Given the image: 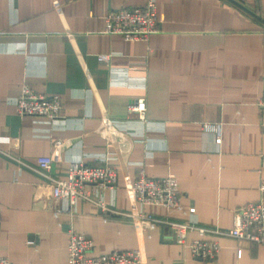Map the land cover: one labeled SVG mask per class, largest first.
Here are the masks:
<instances>
[{
  "label": "crops",
  "instance_id": "1",
  "mask_svg": "<svg viewBox=\"0 0 264 264\" xmlns=\"http://www.w3.org/2000/svg\"><path fill=\"white\" fill-rule=\"evenodd\" d=\"M155 1L159 30L126 41L104 32L105 14L146 0H0V256L10 264H68L69 230L92 238V255L139 248L143 264H264L263 244L220 236V251L202 260L159 226L144 237L127 214L226 228L237 207L263 199L264 0ZM24 82L58 94L63 117L17 114ZM140 97L144 119L128 111ZM204 124L220 126L219 144ZM38 156H51L61 178L71 161L109 159L118 184L87 186L91 200L55 217L61 202ZM141 170L176 178L187 214L129 196ZM198 237L188 230L186 240Z\"/></svg>",
  "mask_w": 264,
  "mask_h": 264
},
{
  "label": "built area",
  "instance_id": "2",
  "mask_svg": "<svg viewBox=\"0 0 264 264\" xmlns=\"http://www.w3.org/2000/svg\"><path fill=\"white\" fill-rule=\"evenodd\" d=\"M159 28L155 0H146L144 4L131 8H112L105 14L104 32L119 34L126 41H147ZM110 56L109 53L97 54V59L108 63ZM14 105L17 114L21 116L45 118L50 122L63 117V102L58 94L38 93L26 82L22 84L20 93L15 96ZM257 106L261 113H264V91L257 100ZM145 109L143 97L128 105L129 113L137 114L140 119L145 118ZM204 128L213 134L216 144L221 142L218 124H204ZM52 162L51 156H38L35 170L49 179L51 198L55 202H61V207L53 210L55 217L59 216L61 210L70 209L78 200H91L87 186L104 189L118 184L117 168L109 159L103 160L100 165H90L82 160L71 161L65 178L51 176ZM259 189L263 199L237 207L233 224L226 228L199 226L193 221L161 218L144 211L127 214L132 218L135 230L144 237H151V231L159 226L164 229L167 238L182 244L193 256L208 260L213 259L220 251V236H232L245 242L264 245V178L260 181ZM126 190L129 196L142 205H159L168 211L187 214L181 204L177 180L172 176L152 178L141 170L138 177L126 185ZM99 205L103 211L109 210L104 202ZM188 230H196L200 237L187 241ZM207 233L213 237L205 238ZM68 234V264H143L139 248L92 255V238L76 230H69ZM0 264H10L9 258L0 256Z\"/></svg>",
  "mask_w": 264,
  "mask_h": 264
}]
</instances>
